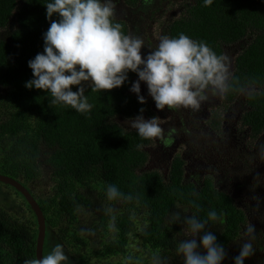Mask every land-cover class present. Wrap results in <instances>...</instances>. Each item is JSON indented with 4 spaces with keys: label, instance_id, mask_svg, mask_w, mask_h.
<instances>
[{
    "label": "trees",
    "instance_id": "16d2710c",
    "mask_svg": "<svg viewBox=\"0 0 264 264\" xmlns=\"http://www.w3.org/2000/svg\"><path fill=\"white\" fill-rule=\"evenodd\" d=\"M120 1L130 8L154 0ZM169 1L177 3L178 15L168 23L167 36L184 33L207 42L217 54H224L228 46L242 45L223 104L244 97L242 125L250 127L253 140L261 138L264 0H214L211 6L203 0ZM43 3L47 0H0V173L29 188L44 212L48 232L60 225L61 239L69 235L65 244L71 256L77 254L73 257L78 264H91L81 251L87 246L96 255L94 264H153L157 256L161 264H184L177 245L189 234L185 217L207 220L210 210H216L221 219L209 222L207 230L216 233L229 253L247 216L230 194L211 182L201 189L184 183L180 160L174 161L166 180L162 172L148 168L152 138L142 139L137 130L115 121L133 118L141 108L143 115L153 116L152 103L141 104L130 91V82L104 91L84 82L85 95L93 105L88 114L52 104L45 90L25 87L33 76L28 61L44 50L43 33L50 26ZM117 17L113 22L130 34L128 22ZM129 78L135 81L138 75L130 72ZM46 172L54 182L51 195L35 191L37 180ZM110 184L123 193L120 198L107 197ZM26 204L24 220L0 204V264L37 259L39 225L27 199ZM96 210L102 214L81 221V213ZM90 242L100 248L94 250Z\"/></svg>",
    "mask_w": 264,
    "mask_h": 264
},
{
    "label": "clouds",
    "instance_id": "9594fccd",
    "mask_svg": "<svg viewBox=\"0 0 264 264\" xmlns=\"http://www.w3.org/2000/svg\"><path fill=\"white\" fill-rule=\"evenodd\" d=\"M213 2L203 0L205 6ZM43 4L50 26L43 33L44 50L28 61L33 76L25 87L50 93L52 104L90 113L93 105L85 95L86 81L96 91L130 82V91L141 104L146 102L141 94V82H145L148 95L160 110L166 106L170 110H199L209 99V93L223 95L230 89L227 55L217 54L205 41L184 33L178 37L162 35L158 45L145 54L143 38L125 34L122 25L113 22L114 0H47ZM130 72L136 73L138 79L130 81ZM144 111L141 108L140 114L128 119L129 127L136 129L142 139L158 138L165 147L170 146L175 128L166 132L157 117L145 118ZM122 195L116 185L107 186L110 200ZM175 215L179 219L180 214ZM220 219L216 210L208 212L207 220L196 215L185 217L189 234L177 245L184 264H223L228 258L229 253L216 233L207 230L209 222ZM255 230V225L246 228L251 239ZM251 239L239 244L238 255L232 257L233 264H245L254 254ZM24 264H71V260L64 245L58 243L47 255L26 259ZM153 264H161L158 256L153 258Z\"/></svg>",
    "mask_w": 264,
    "mask_h": 264
},
{
    "label": "rangeland",
    "instance_id": "374dc122",
    "mask_svg": "<svg viewBox=\"0 0 264 264\" xmlns=\"http://www.w3.org/2000/svg\"><path fill=\"white\" fill-rule=\"evenodd\" d=\"M171 2L169 0L144 1L140 7L130 6V8L123 9L122 1L114 0V16L118 18L117 16L121 15L120 19L128 22L129 35L143 38L145 48L142 51L146 54L150 51L149 48L154 49L158 45L160 37L166 35L168 23L178 15L177 3ZM240 49H242L241 44L224 48L231 76L235 69V55ZM141 94L146 97V101L152 103L153 116L160 120L165 131L174 126L175 135L178 136L177 143L172 148L161 145L158 138H152L153 144L148 148L151 157L148 168L161 171L165 177L173 160L177 157L183 158L184 153L191 150L193 157L203 161L205 172H208L207 175L215 177V180L220 177L219 185H222L224 181L225 189L234 195L237 201L235 203L247 214L248 224L244 228L245 233L238 239L237 244L229 246L231 248L226 260L233 261L232 257L238 255L239 244L251 239L246 233L247 226L255 225L254 239H251L255 251L252 256L246 259L245 264H264V135L253 140L248 129L242 125L241 116L246 110L245 98L242 97L239 101L224 105V94L209 93V99L202 103L199 110L190 108L170 110L167 106L160 110L156 108L155 101L148 95L145 82H141ZM183 113L188 114L187 118H183ZM144 116L145 118L152 117ZM211 120L222 122L223 131L217 132V134L211 132L208 126L209 122H212ZM115 121L127 129L136 130L129 127L126 118H117ZM181 122H184L186 129L180 127ZM228 133L236 135L238 137L235 138L236 141L234 138H230ZM230 142L235 146L231 147ZM189 160H186L187 165ZM35 191L39 194L41 192L50 195L54 193V182L47 172L37 180ZM0 204L11 214L25 219L24 216L28 209L25 197L16 188L1 181ZM99 214H102V210H96L91 214L83 212L81 221L88 220L89 216L93 220L94 216H99ZM61 233L60 225L59 227L52 226L50 233L47 229L46 239L48 242L44 254L47 255L56 244H63L71 264H78L73 257L77 254L71 256L65 244L69 235H66L62 240ZM90 243L94 250L100 248L98 243ZM81 251L84 255H88V261L94 264L96 255H91V251H93L91 247H83Z\"/></svg>",
    "mask_w": 264,
    "mask_h": 264
},
{
    "label": "flooded vegetation",
    "instance_id": "af4514ba",
    "mask_svg": "<svg viewBox=\"0 0 264 264\" xmlns=\"http://www.w3.org/2000/svg\"><path fill=\"white\" fill-rule=\"evenodd\" d=\"M125 8H126V7L124 6L123 9H125ZM120 16H121V15H120ZM187 115H188V114L183 113V118H184V119L187 118ZM212 120H213V119H212ZM212 120H211V121H212ZM184 122H185V121H184ZM184 122H181L180 127L186 129V128H185V125H184ZM208 126H209L210 131L213 132V133H215V134H217V132H221V131H223V128H224L222 122H213V121H212V122H209ZM245 127L248 129V132H249V134H250V137L252 138L250 127H249V126H245ZM172 128H174V126H171V127H170V129H172ZM170 129H169V130H170ZM166 132H167V130H166ZM175 132H176V131H175ZM228 134L230 135V138H234V140H235V138H238L236 135H232V134H230V133H228ZM176 135H177V134H176ZM176 135H175V133L173 134V136H172V140H173V142H172V144H171L170 146H168L169 148H172V147L177 143L178 136H176ZM263 135H264V134H263ZM252 139H253V138H252ZM235 141H236V140H235ZM160 142H161V141H160ZM152 144H153V139H152V141H151L150 146H151ZM161 145H162V143H161ZM150 146H148V148H149ZM230 146H231V147H234L235 144L230 142ZM148 148H147V149H148ZM237 150H238V147L236 148V151H237ZM185 151H186V150H185ZM236 151H235V153H237ZM186 154H187V155H186ZM150 158H151V157H150ZM188 159H190V160H189V164L187 165V164H186V160H188ZM175 160H180L181 163H182V168H183V178H182V180H183L184 183H191V184L195 185V187H196L197 189H201V188L205 185V183H207V182L209 181V182H211L212 185H213L215 188H217L218 190L230 194L229 191H228L227 189H225L224 181H223V184H222V185H219V184H220V177H218V178L215 180V177L213 178V177L207 175L208 172H205V165H204L203 161H202V160H199V159H197V158H195V157H193V156H192V151H191V150H189V152L184 153L183 158H182V157H177V158H175V159L173 160V162L170 164V169H171L172 164L174 163ZM170 169H169V172H170ZM158 171H159V170H158ZM160 172H161V171H160ZM169 172H168V174L164 177L165 180L168 179V177H169ZM205 173H206V174H205ZM230 195L234 198V195H233V194H230ZM234 199H235V198H234ZM235 202H237L236 199H235ZM235 204H236V203H235ZM236 205L238 206L239 209H241V207H240L238 204H236ZM241 210H243V209H241ZM243 212H244L245 215L247 216L246 211L243 210ZM247 224H248V220H247ZM245 227H246V224H244V225L242 226L241 231H240V233H239V235H238V239L241 238V236L245 233V230H244ZM241 240H242V239H241ZM241 240H240V241H241Z\"/></svg>",
    "mask_w": 264,
    "mask_h": 264
},
{
    "label": "water",
    "instance_id": "95a60500",
    "mask_svg": "<svg viewBox=\"0 0 264 264\" xmlns=\"http://www.w3.org/2000/svg\"><path fill=\"white\" fill-rule=\"evenodd\" d=\"M0 181L16 188L27 199V201L31 205V208L33 209L36 215L37 222L39 225L36 256L37 259L42 258V256L44 255V248H45L48 228H47L46 218L40 204L38 203L37 199L32 195L29 188L25 186L21 182V180L0 173Z\"/></svg>",
    "mask_w": 264,
    "mask_h": 264
}]
</instances>
